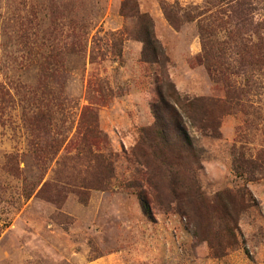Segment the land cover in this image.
<instances>
[{"label":"rangeland","instance_id":"374dc122","mask_svg":"<svg viewBox=\"0 0 264 264\" xmlns=\"http://www.w3.org/2000/svg\"><path fill=\"white\" fill-rule=\"evenodd\" d=\"M142 15L175 90L227 105L193 157L132 155ZM0 264H264V0H0Z\"/></svg>","mask_w":264,"mask_h":264},{"label":"trees","instance_id":"16d2710c","mask_svg":"<svg viewBox=\"0 0 264 264\" xmlns=\"http://www.w3.org/2000/svg\"><path fill=\"white\" fill-rule=\"evenodd\" d=\"M138 33L139 39L142 41L140 61L146 65L155 66L151 75L155 98L150 102L154 122L150 127L141 131L137 146L145 148L141 152L142 154L133 149L132 155L136 159L141 157L142 162L139 163L148 162L147 156L151 154L154 156L169 155L177 158L176 153L185 150H189L193 157L192 140L187 133V124L207 133V135L214 136L217 132L219 115L223 113L227 105L218 99H190L179 94L166 71L169 59L163 46L155 37L151 20L146 15L140 16ZM198 101H201V104H198ZM163 162L166 161L163 160ZM166 163L170 165L169 162ZM166 173H170L169 168H166V171L160 175ZM138 194L141 204L147 212L149 204L142 192Z\"/></svg>","mask_w":264,"mask_h":264}]
</instances>
